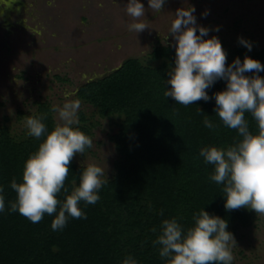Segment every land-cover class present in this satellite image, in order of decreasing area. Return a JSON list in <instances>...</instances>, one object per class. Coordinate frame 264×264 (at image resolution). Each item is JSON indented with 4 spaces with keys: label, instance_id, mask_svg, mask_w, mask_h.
<instances>
[{
    "label": "trees",
    "instance_id": "1",
    "mask_svg": "<svg viewBox=\"0 0 264 264\" xmlns=\"http://www.w3.org/2000/svg\"><path fill=\"white\" fill-rule=\"evenodd\" d=\"M175 54L171 46L157 45L149 57L159 60L156 65L127 58L108 74L78 86L75 99L93 106L100 117H119L110 137L118 157L113 175L99 189L100 199L95 204L80 202L86 218L70 217L63 230L51 228L55 213L34 223L18 211H8V202L16 197L10 183L14 178L21 182L24 161L43 138L15 136L8 125L0 126V185L6 202L0 212V264H123L129 256L137 264H165L159 245L152 243L164 218L176 217L189 226L193 213L204 207L228 224H247L250 215L243 206L225 209L222 186L209 178L213 166L199 154L206 145L232 144L239 134L215 113L214 97L184 105L164 95L171 87L167 81ZM232 54L234 59L248 55L264 63V48L249 51L239 44ZM225 87L219 79L206 91L212 96ZM36 104L29 115L45 114L50 131L56 125L52 107L45 101ZM78 115L73 127L92 137L84 113ZM206 116L215 127L204 125ZM246 118L255 132V120L248 113ZM82 167L71 160L65 179L69 194L79 183ZM58 198H66L63 191Z\"/></svg>",
    "mask_w": 264,
    "mask_h": 264
},
{
    "label": "clouds",
    "instance_id": "2",
    "mask_svg": "<svg viewBox=\"0 0 264 264\" xmlns=\"http://www.w3.org/2000/svg\"><path fill=\"white\" fill-rule=\"evenodd\" d=\"M164 2L148 0V7L156 13ZM48 3L52 6L54 0ZM97 6L102 7L103 0H97ZM124 9L133 18L128 24L129 31L138 33L148 27L140 19L145 16L142 0H127ZM202 15H207V11ZM215 30L219 31V27ZM209 31V27L197 23L194 6L176 10L169 28L176 55L174 67L168 73L167 83L171 87L166 88L164 95L184 105L214 97L215 113L225 126L237 130L239 139L226 146L201 147L200 156L213 166L209 178L222 186L225 209L244 206L264 214V76L259 75L264 71V63L245 55L243 60L237 56L226 65V50L218 36H208ZM238 41L251 50L250 40L240 36ZM219 79L226 82V87L210 96L206 89ZM72 95L69 91L64 93L66 98ZM79 108V99H66L62 106H53L52 111L59 114L62 123L50 131L44 122L45 114L25 118L28 135L43 139L24 161L21 182L14 178L10 183L16 197L8 202V211H18L34 223L46 213H55L51 221L54 231L63 230L70 217L86 218L80 202L95 204L105 182V169L87 163L70 194L65 186L73 156L93 146L89 135L73 127ZM246 113L256 122L255 132ZM203 123L207 128L215 127L207 116ZM62 191L66 197L63 200L58 198ZM5 207L4 186L0 185V212ZM160 214L163 215V209ZM227 224L225 218L210 214L203 207L193 213V223L189 226L182 225L176 217L162 219L159 234L152 243L159 245V255L165 264H232L235 237ZM152 231L157 229L153 227ZM123 264H137V261L129 256Z\"/></svg>",
    "mask_w": 264,
    "mask_h": 264
},
{
    "label": "rangeland",
    "instance_id": "3",
    "mask_svg": "<svg viewBox=\"0 0 264 264\" xmlns=\"http://www.w3.org/2000/svg\"><path fill=\"white\" fill-rule=\"evenodd\" d=\"M126 3L103 0L98 7L97 0H54L50 6L48 0H0V126L26 136L25 118L36 102L62 106L75 99L79 85L108 74L127 58L156 65L159 60H150V52L174 42L169 28L181 7H195L197 23L210 28L208 36L219 37L229 63L240 36L251 41V49L264 48V0H165L156 13L142 0L145 16L140 19L148 27L138 33L128 30L133 18L125 12ZM65 91L73 95L66 98ZM78 112L92 128L93 146L72 160L83 166L95 163L108 178L118 157L110 137L120 119L100 117L84 102ZM53 118L62 123L57 112ZM243 208L250 215L247 224H228L235 237L232 264H264V214Z\"/></svg>",
    "mask_w": 264,
    "mask_h": 264
}]
</instances>
